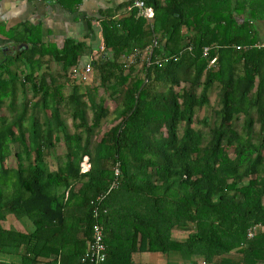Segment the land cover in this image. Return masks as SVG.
I'll return each instance as SVG.
<instances>
[{"label":"trees","instance_id":"obj_1","mask_svg":"<svg viewBox=\"0 0 264 264\" xmlns=\"http://www.w3.org/2000/svg\"><path fill=\"white\" fill-rule=\"evenodd\" d=\"M145 2L153 28L135 8L102 18L104 50L89 82L71 75L80 41L51 54L63 64L58 76L41 72V37L0 60V252L25 247L20 263L0 264L50 255L48 264H85L91 201L115 178L100 217L101 264H132L144 250L183 251L194 264H264V0ZM153 33V58L177 59L125 67L121 58L147 47ZM9 215L34 230L4 228Z\"/></svg>","mask_w":264,"mask_h":264},{"label":"crops","instance_id":"obj_2","mask_svg":"<svg viewBox=\"0 0 264 264\" xmlns=\"http://www.w3.org/2000/svg\"><path fill=\"white\" fill-rule=\"evenodd\" d=\"M72 1L0 0V60L4 62L11 59L28 47L30 45V42L26 43L28 37L36 40L41 37L42 46H48V50H44L46 52L44 57L38 56V58L43 61L41 72L47 71L53 76H58L63 71V64L55 60L51 54L62 50L67 41L85 43L79 67H83L91 59H97L102 52L99 49L103 43L100 23L102 18L109 16L117 19L127 14L123 5L128 0H80L75 6H72ZM21 68L25 67L22 65ZM81 212L82 210L79 211ZM80 217L77 216L78 219ZM77 218L74 219L75 222ZM3 227L21 232L34 230V225L29 219L18 220L12 215L6 218ZM24 252V246L19 253L0 252V260L20 263ZM169 253L148 250L134 252L132 264L191 262V259L184 261L183 251ZM53 258V255L42 257L38 264H48ZM197 264L203 263L200 260ZM206 264L215 263L206 262Z\"/></svg>","mask_w":264,"mask_h":264},{"label":"built area","instance_id":"obj_3","mask_svg":"<svg viewBox=\"0 0 264 264\" xmlns=\"http://www.w3.org/2000/svg\"><path fill=\"white\" fill-rule=\"evenodd\" d=\"M131 4L127 7V11H132L134 8L137 10L138 15H142L147 18L149 22H151L152 28V20L154 16V9L151 6H148L145 0H131ZM159 45V39L156 33H153L152 42L142 50L134 51L128 55H124L121 58V61L124 63L125 67H130L133 65L142 66L146 64L147 66L151 65L154 61L159 65H162L165 62H169L171 59H177L175 56H163V57H155V48ZM240 48V46H238ZM101 51L104 50V43L101 44ZM191 49V47H189ZM204 52H208V47L204 48ZM94 60H89L83 67L75 66L71 70L72 77L78 79L82 82H89L93 75L94 69ZM216 61V57H214L210 62L213 64ZM90 168V162L88 156H84V160L81 165V170L83 172L88 171ZM115 175L118 176L120 170L118 167L115 168ZM118 179L115 178L112 180L109 188L106 192L97 195V197L91 201L92 204V215L95 221L91 225L90 237L87 241V250L84 256L82 257V261L85 264H101L107 258V245L105 243V233L103 224L100 222L101 211L103 201L106 195L114 188L118 186ZM105 212V210H104ZM259 226H255L254 228L248 231L249 237H254L257 231L259 230ZM187 264H194L192 262H188ZM203 264H206V261H203Z\"/></svg>","mask_w":264,"mask_h":264},{"label":"rangeland","instance_id":"obj_4","mask_svg":"<svg viewBox=\"0 0 264 264\" xmlns=\"http://www.w3.org/2000/svg\"><path fill=\"white\" fill-rule=\"evenodd\" d=\"M260 31L262 32V34H264V25H263V24H260ZM8 68H10V71H14V70H16V68H17V64H16V63H12L11 65L8 66ZM10 73H12V72H10ZM83 84L85 85V83H83ZM84 88H86V86H82V90H84ZM103 96H104V91H103L102 89H99V91H98V98L103 97ZM215 97H216V95L213 94V95H212V100H213V101L215 100ZM19 100H20V101L22 100V97H21V96L19 97ZM107 103L110 104V107H113V106H114V105H113V104H114V103H113V100L110 99V98L107 99ZM2 113L5 114V115H7V116H10V115L12 114L11 112L7 111L6 109H4V110L2 111ZM88 114H89V116H91V114H92L91 110H89ZM70 121H71V120H70ZM70 121H69V122H70ZM109 126H111V124H108V125H106V126L104 125V129L107 128V127H109ZM13 147H14V146H13ZM63 151H64V147H63L62 144H60V145L55 149V154H56V155L62 154ZM51 161H52V163H51V167H53V168L56 167V162H57L56 157L51 158ZM8 164H10L11 166L17 164V160H16V158H15V155L12 154V155L10 156V158H8ZM179 237L184 238V237H185V236H184V232L181 233V234H179ZM169 254H170V253H169ZM171 254H172V253H171ZM190 259L192 260L191 255H190L189 253H184V261H186V260H190Z\"/></svg>","mask_w":264,"mask_h":264}]
</instances>
